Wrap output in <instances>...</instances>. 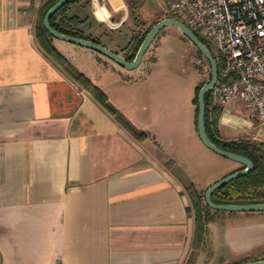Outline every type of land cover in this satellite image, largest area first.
Returning <instances> with one entry per match:
<instances>
[{"label":"crops","instance_id":"crops-1","mask_svg":"<svg viewBox=\"0 0 264 264\" xmlns=\"http://www.w3.org/2000/svg\"><path fill=\"white\" fill-rule=\"evenodd\" d=\"M48 1L0 0V264H240L263 258L264 210L210 207L204 243L192 245L188 188L201 193L240 163L198 138L190 87L176 100L173 80L149 62L148 48L137 66L126 68L51 36L144 134L137 136L39 45L35 29ZM104 7L114 19L87 15L83 0L65 13L83 18L75 26L84 35L127 57L134 40L121 3L107 0ZM229 102L242 105L224 104L220 136L261 135L221 133L223 125H254L252 113L229 115Z\"/></svg>","mask_w":264,"mask_h":264},{"label":"built area","instance_id":"built-area-1","mask_svg":"<svg viewBox=\"0 0 264 264\" xmlns=\"http://www.w3.org/2000/svg\"><path fill=\"white\" fill-rule=\"evenodd\" d=\"M92 1L95 11L99 4ZM163 1L167 16L183 22L217 52L210 101L222 110L228 101H239L264 137V0Z\"/></svg>","mask_w":264,"mask_h":264},{"label":"trees","instance_id":"trees-1","mask_svg":"<svg viewBox=\"0 0 264 264\" xmlns=\"http://www.w3.org/2000/svg\"><path fill=\"white\" fill-rule=\"evenodd\" d=\"M56 0H49L46 7L40 13V23L36 26L35 37L42 47V49L53 59L63 66L72 77L78 81L84 88H86L90 93L126 128L135 132L137 136L144 135L136 131L133 125L128 121V119L114 106H112L107 100L105 94L95 86L84 74L78 71L68 60L61 54L51 43V35L47 30L42 26L41 19L47 8L52 5ZM78 0H73L69 3H66L59 7L50 17L49 22L53 28L56 30L66 33L69 35L84 37L92 39L98 42L96 39L90 38L83 34L80 29H77L75 24L82 22L83 18H80L78 15L71 14L67 15L65 13L66 8ZM147 29L135 39V43L132 46L130 53L127 55V58L132 59L138 45L140 44L142 38L144 37ZM198 38L206 44L211 50L217 67L219 66V60L216 53L212 50L211 45L203 37L195 33ZM199 86L195 87V94L192 97L191 101L194 104V125L196 124V112H197V91ZM205 102V130L208 138L218 147L232 151L235 153L242 154L248 157L252 163L253 168L251 171L240 175L222 186L218 187L211 194V199L217 203H246V202H261L264 201V144L261 140H256L253 138H244L239 137L236 139H224L220 136L219 131V117L221 114L222 107L221 105L214 104L210 101L208 95H204ZM196 129V127H195ZM242 165L238 166L236 169L241 168ZM189 195L191 199V207L194 217V234L192 245L194 248L202 246L204 243L205 233L207 231L206 222L208 220V211L210 207L205 203L204 196L203 200L201 193L197 192L193 186L189 188Z\"/></svg>","mask_w":264,"mask_h":264},{"label":"rangeland","instance_id":"rangeland-1","mask_svg":"<svg viewBox=\"0 0 264 264\" xmlns=\"http://www.w3.org/2000/svg\"><path fill=\"white\" fill-rule=\"evenodd\" d=\"M86 3L85 13L92 17L94 5L92 0H83ZM98 4L94 14L99 19L109 20L114 19V16L108 14L104 4L107 5V0H97ZM115 7L122 6L125 17V25L135 39L141 35L145 29L150 27L158 19L167 16L164 9L163 0H109ZM118 16V15H116ZM111 17V18H110ZM134 39V43H135ZM133 43V44H134ZM210 44V43H209ZM212 50L216 52L214 46L210 44ZM147 56L149 62L155 61L154 67L158 73L166 72L170 79L173 80L175 87L176 100L178 95L185 96L187 88L190 87L191 98L195 94V87L200 86L210 77V67L206 58L198 51L193 43L182 35L179 30L173 25H168L159 30L152 42L150 43ZM229 115L236 117L244 114H251L250 110L240 106L239 103L229 102L227 104ZM222 115V110L221 114ZM252 115V114H251ZM223 121H230L227 115L223 116ZM229 123V122H227ZM231 123V122H230ZM232 124H234L232 122ZM222 125L219 123V126ZM221 133H260L256 126L250 127L238 126L236 129H227L226 126L221 127ZM256 140H261L264 144L262 135L256 136ZM204 189L201 190L203 200Z\"/></svg>","mask_w":264,"mask_h":264},{"label":"water","instance_id":"water-1","mask_svg":"<svg viewBox=\"0 0 264 264\" xmlns=\"http://www.w3.org/2000/svg\"><path fill=\"white\" fill-rule=\"evenodd\" d=\"M73 0H56L52 5H50L45 13L42 16L41 23L42 26L47 30V32L53 36L60 39H64L82 46H86L89 48H92L105 56L109 57L116 63L126 67V68H133L137 66L144 54V52L149 47L150 43L156 36V34L159 32V30L165 26L173 25L176 27L182 35H184L187 39H189L193 45L198 49V51L206 58V60L209 63L210 67V77L207 81L203 82L197 91V112H196V133L198 135V138L200 141L209 149H211L213 152L224 156L226 158H229L231 160H234L242 165L239 169H234L218 179L214 180L212 183H210L205 191H204V201L205 203L215 209H222V210H231V211H248V210H264V201L261 202H246V203H217L214 202L211 199V194L215 189L222 186L223 184L227 183L228 181L243 175L253 168L252 161L239 153H235L232 151H228L225 149H222L215 145L210 139L208 138L205 130V121H204V114H205V102H204V95H207L209 92L210 87L214 84L217 76V64L216 60L209 49V47L204 44L198 36L195 34V32L189 28L187 25H185L183 22L179 21L178 19L171 17V16H164L157 21H155L150 28L145 33L144 37L142 38L140 44L138 45L132 59H128L126 56L118 53L117 51H113L106 47L105 45L96 42L89 38L69 35L66 33H62L55 28H53L49 22V19L51 15L62 5L69 3ZM240 264H264V257L259 259H254L250 261H246Z\"/></svg>","mask_w":264,"mask_h":264}]
</instances>
